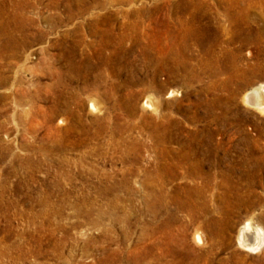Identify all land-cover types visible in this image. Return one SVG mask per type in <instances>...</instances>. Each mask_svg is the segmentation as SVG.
I'll list each match as a JSON object with an SVG mask.
<instances>
[{"label": "rangeland", "instance_id": "obj_1", "mask_svg": "<svg viewBox=\"0 0 264 264\" xmlns=\"http://www.w3.org/2000/svg\"><path fill=\"white\" fill-rule=\"evenodd\" d=\"M68 3L0 0V264H99L104 252L135 264L138 242L144 254L153 238H142L164 224L173 239L161 264H264V114L242 99L264 88V0ZM188 4L182 25L170 13ZM158 45L179 69L158 75L162 91L151 82ZM253 161L262 172L250 181ZM160 163L173 173L161 185ZM194 163L205 177H190ZM247 222L260 233L251 250L238 240ZM147 261L136 264H156Z\"/></svg>", "mask_w": 264, "mask_h": 264}, {"label": "bare ground", "instance_id": "obj_2", "mask_svg": "<svg viewBox=\"0 0 264 264\" xmlns=\"http://www.w3.org/2000/svg\"><path fill=\"white\" fill-rule=\"evenodd\" d=\"M69 1V3L68 4H70V0H68ZM185 1V0H184ZM191 1V0H190ZM76 2H78V1H76ZM156 3H157V1H156ZM190 3V2H189ZM200 3V2H199ZM203 4V3H202ZM77 5V4H76ZM134 5V4H133ZM156 5V4H155ZM194 5V4H193ZM197 5V4H196ZM198 5H200V4H198ZM161 6V5H160ZM176 6V5H175ZM180 6V5H179ZM182 6V5H181ZM134 7V6H133ZM155 7V8H154ZM153 8L154 9H150L149 8V10L150 11H153L152 12V14H154V13H156V12H159L160 11V8H156V6H154ZM198 7V6H197ZM206 7V6H205ZM230 7V6H229ZM107 8V7H106ZM141 8V7H140ZM169 8V7H168ZM204 8V7H203ZM209 8V7H208ZM190 9V4H188L186 7H184V8H177V10L176 9H174V10H176L177 12H172V13H170V15L172 16H174V17H176L178 20H180L181 18L180 17H177V15L178 14H181V12H189V11H191V10H189ZM197 9V8H196ZM202 9V8H201ZM194 10V9H193ZM150 11H147V10H145V8H143V9H140V10H135L134 12H135V16H140V15H146L145 14V12H148V13H150ZM225 11V10H224ZM120 12V11H119ZM170 12V11H169ZM194 12V11H193ZM219 12V11H218ZM70 9H68V17L70 16ZM187 14H190V13H187ZM156 15V14H155ZM202 15H204V16H206V13H204V14H202ZM151 16V15H150ZM157 16V15H156ZM158 16H160V15H158ZM162 16V15H161ZM189 16V15H188ZM187 16V22L186 23H188L189 21V24H191L192 26H194V29L197 31V32H199V33H203V35H202V38H203V36H205V30H204V32H202L201 30V28L199 27V23H197L196 21H197V19H195V17L193 18L194 20H192L191 18H192V16L190 17H188ZM221 16V15H220ZM201 17V16H200ZM228 17V16H227ZM236 17V16H235ZM157 18V17H156ZM219 18V17H218ZM175 19V18H174ZM216 19V18H215ZM106 20V19H105ZM104 20V21H105ZM185 20V21H186ZM191 20H192V22H191ZM218 20V19H217ZM135 21V20H134ZM203 21V20H202ZM216 21V20H215ZM234 21H235V19H234ZM171 22V21H170ZM182 25H183V21L181 22V20L179 21ZM220 22V21H219ZM223 22V21H222ZM108 23V22H107ZM163 23V22H162ZM213 23V22H212ZM221 23V22H220ZM220 23H218V25L220 24ZM231 23V22H230ZM138 24V23H137ZM171 24V23H170ZM214 24V23H213ZM232 24V23H231ZM178 25V24H177ZM176 25V26H177ZM180 25V24H179ZM181 25V26H182ZM218 25H217V27H218ZM228 25H229V23H228ZM233 25V24H232ZM249 25V24H248ZM222 26V25H221ZM237 26V25H236ZM240 26V25H239ZM250 26V25H249ZM260 26V25H259ZM97 27V26H96ZM138 27V25L136 26V27H133L132 29L131 28H129V26L127 27V29L125 30V31H131V32H135L136 31V28ZM166 27V26H165ZM168 27V26H167ZM190 27V26H189ZM241 27V26H240ZM246 27V26H245ZM251 27V26H250ZM21 28V27H20ZM92 28V27H91ZM172 28V27H171ZM184 28V27H183ZM216 28V27H215ZM222 28V30H221V34H225V32H226V29H225V27H221ZM237 28V27H236ZM236 28H235V30H236ZM253 29H254V26L252 27ZM263 28V27H262ZM158 29V28H157ZM177 29V28H176ZM189 29V28H188ZM248 29V28H247ZM94 30V29H93ZM237 30H239V29H237ZM246 30V29H245ZM250 30V29H249ZM263 30V29H262ZM164 31V30H163ZM166 31V30H165ZM184 31H186V30H184ZM240 31V30H239ZM243 31H244V29H243ZM247 31V30H246ZM246 31H244L245 33H246ZM254 31V30H253ZM130 32V33H131ZM181 33H182V31H180ZM262 32V31H261ZM114 33V32H113ZM125 33V32H124ZM130 33H128V34H130ZM170 33V32H169ZM184 33V32H183ZM186 33V32H185ZM189 33V32H188ZM251 33V32H250ZM253 33V32H252ZM93 34H96V32H94ZM127 34V35H128ZM179 34V33H178ZM6 35V34H5ZM112 35V33H111V31H110V29L108 28V29H104V30H102V32H101V34H100V38H108L109 36H111ZM125 35V34H124ZM123 35V36H124ZM180 35V38H182L181 37V34H179ZM183 35V34H182ZM195 34H192V37L194 36ZM229 35V34H228ZM232 35V34H231ZM239 35H241V34H239ZM248 35V34H247ZM246 34H245V36H247ZM255 35V34H254ZM262 35V34H261ZM115 36V35H114ZM120 36V35H119ZM169 36H171L173 39L172 40H174V39H179V37H178V35L176 34V32H175V34H173V35H169ZM211 36V35H210ZM244 36V37H245ZM252 36V35H251ZM116 37V36H115ZM161 38V37H160ZM230 38V37H229ZM253 38V37H252ZM256 38H259V37H256ZM121 39V38H120ZM119 39V40H120ZM125 39H127V38H125ZM163 39V38H162ZM166 39H167V37H166ZM187 39V38H186ZM245 39V38H244ZM254 39V38H253ZM9 40V39H8ZM103 40V39H102ZM160 40V39H159ZM204 40V39H203ZM207 40L208 41H210L211 39L208 37L207 38ZM237 40H238V38H237ZM239 40H240V38H239ZM260 40V39H259ZM182 41V40H181ZM214 41V40H213ZM254 41H255V39H254ZM159 42V41H158ZM167 42V41H166ZM170 42H172V41H170ZM256 42V41H255ZM106 43V45H109V42L107 41V40H103V46H104V44ZM148 43V42H147ZM147 43H145V44H147ZM173 43V42H172ZM12 44H14V43H12ZM20 45H17V46H14V48H17L18 46H25V42L22 40V41H20V43H19ZM159 44V43H158ZM167 44V43H166ZM175 44V43H174ZM177 44V43H176ZM188 44V43H187ZM195 44V43H194ZM197 44V43H196ZM227 44V43H226ZM241 44V43H240ZM247 44H249V43H247ZM150 45V44H149ZM155 45V44H154ZM157 45V44H156ZM169 45V44H168ZM184 45V44H183ZM206 45V44H205ZM209 45H211V43H209ZM215 45V44H214ZM251 45V44H250ZM258 45V44H257ZM145 46V45H144ZM156 47V46H155ZM166 47V46H165ZM164 47V48H165ZM169 47V46H168ZM192 47V46H191ZM205 47V46H204ZM14 48H13V46H12V48L11 49H13L12 50V52H14ZM146 48V47H145ZM178 48V47H177ZM210 48H211V46H210ZM10 49V48H9ZM8 49V50H9ZM148 49H150V48H148ZM172 49V48H171ZM217 49V48H216ZM142 50V49H141ZM175 50V49H174ZM188 50V49H187ZM61 51V50H60ZM150 51H151V49H150ZM167 51V50H166ZM197 51V50H196ZM156 52L158 53V58H157V60L155 59V61H153L152 62V64H153V68H154V71H153V74L151 75V82H152V84H153V86H155V90L156 91H162V86L158 83V75L160 74V73H162L164 70H167L166 68H168V69H170L169 67H170V65H171V71H176V70H179V69H177V62L176 61H174L173 59H172V57H174V52L172 51V50H168L167 52H163V47L162 46H160L159 47V45L157 46V50H156ZM177 52V51H176ZM180 52V51H179ZM205 52V51H204ZM149 53V52H148ZM151 53V52H150ZM145 54V53H144ZM155 54V53H154ZM153 54V55H154ZM202 54V53H201ZM148 55V54H147ZM156 55V54H155ZM205 55V54H204ZM144 57H147V56H145V55H143ZM183 56V55H182ZM182 56H180V57H182ZM202 56H203V54H202ZM64 57V56H63ZM150 57V59H151V56H149ZM214 57V56H213ZM111 58V57H110ZM171 58V59H170ZM182 58H184V57H182ZM181 58V59H182ZM186 58V57H185ZM145 59V58H144ZM153 59V58H152ZM151 59V60H152ZM146 62V61H145ZM186 63V62H185ZM207 63V62H206ZM169 64V65H168ZM204 64V63H203ZM168 65V66H167ZM183 65V64H182ZM147 66H148V64H147ZM149 67V66H148ZM147 67V68H148ZM186 68V67H185ZM213 68V67H212ZM204 69V68H203ZM264 70V69H263ZM171 71H170V73H171ZM235 71V70H234ZM117 72V71H116ZM152 72V71H151ZM247 72V71H246ZM187 73V72H186ZM235 73V72H234ZM166 74V73H165ZM168 74V73H167ZM178 74V73H177ZM188 74V73H187ZM213 74H216V72H213ZM169 75V74H168ZM173 75V74H172ZM181 75V74H180ZM186 75V74H185ZM202 75V74H201ZM264 75V74H263ZM170 76V75H169ZM168 76V77H169ZM177 76V75H176ZM203 76V75H202ZM241 76V75H240ZM172 77V76H171ZM230 77V76H229ZM234 77V76H233ZM208 78V77H207ZM168 79V78H167ZM172 79V78H171ZM177 79V78H176ZM199 79V78H198ZM188 80V79H187ZM201 80V79H200ZM180 81H182V79L180 80ZM186 81V80H185ZM190 81H191V79H190ZM231 81V80H230ZM172 82V81H171ZM127 83V82H126ZM189 83V82H188ZM196 83V82H195ZM227 83V82H226ZM128 84V83H127ZM186 84V83H185ZM190 85V84H189ZM219 85V84H218ZM187 87H189L188 85H187ZM211 87V86H210ZM222 87V86H221ZM123 89V88H122ZM228 90V89H227ZM159 93V92H158ZM168 94H167V96H174L175 94H177L176 93V91H174V90H171V91H169V92H167ZM148 96V95H147ZM172 98V97H171ZM218 99V98H217ZM243 102L246 104V105H248L249 107H251V108H253V109H255V110H258V111H260L261 113H263L264 114V88L263 87H260V88H254V89H251L249 92H246L245 93V95L243 96ZM241 99V100H242ZM93 100V99H92ZM91 101V100H90ZM219 101V100H218ZM223 102V101H222ZM90 103V102H89ZM231 103V102H230ZM210 104V103H209ZM214 104V103H213ZM130 105V104H129ZM218 105V104H217ZM89 108H90V110H92V112L93 111H95L96 110V104L94 103V102H92L91 101V103H90V105L88 106ZM143 107H145L146 109H148V110H150L151 112H157L158 110H156V108H157V106H156V104H153L151 101H150V99H146L145 100V102H144V106ZM157 130H160V128H159V125H156L155 126V131H157ZM154 131V130H153ZM154 131V132H155ZM153 132V133H154ZM215 140V139H214ZM203 148V147H202ZM158 151V150H157ZM203 151V150H202ZM206 152V151H205ZM167 153V152H166ZM203 153V152H202ZM209 153H210V151H209ZM214 154V153H213ZM165 155V154H164ZM168 154H166L165 155V157L167 156ZM172 155V154H171ZM160 157V156H159ZM161 157H163V156H161ZM168 157V156H167ZM214 157V156H213ZM194 158H196V157H194ZM206 158V157H205ZM161 159V158H160ZM182 158H180V160H181ZM257 159V158H256ZM261 159V158H260ZM156 161H159L158 159H155ZM166 160V159H165ZM208 160V159H207ZM218 160V159H217ZM178 161V160H177ZM182 161V160H181ZM203 161V160H202ZM205 161V160H204ZM176 162V161H175ZM183 162V161H182ZM192 162H193V160H192ZM195 162H196V160H195ZM201 162V161H200ZM198 163L199 165L202 163ZM220 162V161H219ZM254 162V161H253ZM167 163V162H166ZM166 163H160L159 164V166L155 169V171H156V183H160V185L161 184H163L164 183V181L166 180V178H168V175L169 176H172V174L171 173H168V166H169V163L168 164H166ZM210 163H214V162H210ZM218 163V162H217ZM255 164H253V166L255 165V167L254 168H252V174H250V173H248L247 175H246V177H247V179L248 180H250V181H252L253 179H256V178H258V177H260V172H262V168H260L259 169V167H258V165H256L257 163H259V162H257V161H255L254 162ZM195 164V163H194ZM261 165V164H260ZM263 165V164H262ZM206 166V165H205ZM213 166V165H212ZM181 167V166H180ZM195 168H197V164H195V166L193 167V166H191L190 167V171H192L191 173H190V177L192 178V179H195V178H203V177H205V174H202L201 173V175H199L198 174V172H197V170H194ZM231 168V167H230ZM220 169V168H219ZM229 169V168H228ZM199 172H200V170H199ZM222 172H223V170H222ZM180 173V172H179ZM224 173V172H223ZM222 174V173H221ZM263 174H264V171H263ZM185 178V177H184ZM232 178V177H231ZM180 179V178H179ZM198 179V180H199ZM224 179V178H223ZM264 179V178H263ZM124 181V180H123ZM196 181V180H195ZM228 182V181H227ZM186 184V183H185ZM189 184V183H188ZM193 184V183H192ZM202 186V185H201ZM199 187V186H198ZM198 187H197V189H198ZM195 188V187H194ZM202 188V187H201ZM186 189V188H185ZM206 190V189H205ZM201 191V190H200ZM200 191L199 190H197L196 192L198 193V194H200ZM203 191V190H202ZM154 192V191H153ZM188 192V191H187ZM204 192V191H203ZM202 192V193H203ZM164 194V193H163ZM226 194H228V193H226ZM154 195V199L156 200V206H157V208L159 207H163L162 205H161V198H162V202H163V195H162V193H161V191L159 190V191H157V192H155V194H153ZM188 195V194H187ZM190 196V195H189ZM199 196V195H198ZM223 196V195H222ZM229 196V195H228ZM192 197H194V196H192ZM195 198V197H194ZM198 198V197H197ZM226 198V197H225ZM169 199V198H168ZM178 199V198H177ZM160 200V201H159ZM166 200V199H165ZM182 200V199H181ZM199 200V199H198ZM205 200V199H204ZM176 201V200H175ZM221 201V200H220ZM241 200H238V202H240ZM197 203V202H196ZM220 203V202H219ZM232 203V202H231ZM203 204V203H202ZM225 204V203H224ZM174 205V204H173ZM228 205V204H227ZM250 205V204H249ZM194 206V205H193ZM221 206H223V205H221ZM240 206L242 207V206H246L245 208L247 209L248 207L250 208V206H248V204H247V202L246 201H244V202H240V203H236V206L235 207H237L236 209H239L240 208ZM147 207H148V210H147V214L149 215V217H151V219H153L152 220V222L153 221H155L156 220V218H157V215H158V210L157 209H155L154 210V208H153V210H152V205H151V207H150V209H149V205H147ZM196 208V207H195ZM205 208V207H204ZM225 209V208H224ZM235 209V208H234ZM235 209V210H236ZM168 211V210H167ZM180 211V210H179ZM207 211V210H206ZM228 211V210H227ZM233 211V210H232ZM221 212H223V211H221ZM90 213L91 212H89V211H87L86 212V217H87V219H89V216H90ZM186 213V212H185ZM210 213V212H209ZM223 213H225V212H223ZM103 214L101 213V214H98V217H99V219L101 218V216H102ZM126 217V216H125ZM115 220L117 219V217L116 218H114ZM120 219V218H119ZM226 219V218H225ZM117 221V220H116ZM99 221H95V222H89V225L90 226H92L93 228H98L99 227ZM159 235L156 237V233H152V234H147V237H145V238H142V241H147V240H149L150 238H153V240L152 239H150L149 240V245L151 246L150 248H148L147 250H145V253L144 254H138L139 253V247H141L142 248V246L140 245V242H138V244H137V250L135 249V251H134V257L132 258V257H130V259H132V262L131 263H135L136 264V262L138 263V262H140L141 260H144V259H147L148 258V260L149 261H147L148 263H156V264H161L160 262L162 261V259L163 258H166L170 253H171V249H170V245H171V243H172V237L170 236V234H169V232H168V225H166V224H164V226H162L161 228H160V230H159V233H158ZM161 235V236H160ZM144 236V235H143ZM146 236V235H145ZM259 237H260V233H259V230H257V229H254L252 226H251V224H250V222H247L245 225H244V227H242L241 229H240V231H239V236H238V240H239V245L241 246V247H245V248H249V250H251L253 247H255V246H257L259 243ZM193 239H194V241L196 242V243H201V235H200V233L198 232V231H196L195 233H194V236H193ZM153 242H152V241ZM193 241V242H194ZM159 242V243H158ZM203 243V242H202ZM254 249V248H253ZM97 250V249H96ZM99 250V249H98ZM103 252V251H102ZM133 253V252H132ZM108 254V253H107ZM113 254H111L110 256L109 255H106V253L104 252V253H102L101 255H100V259H99V264H112V262H114L113 261V256H112ZM141 256V257H140Z\"/></svg>", "mask_w": 264, "mask_h": 264}]
</instances>
